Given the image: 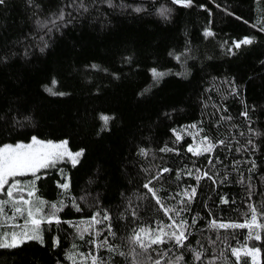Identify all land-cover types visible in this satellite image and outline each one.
Here are the masks:
<instances>
[{
    "label": "trees",
    "instance_id": "1",
    "mask_svg": "<svg viewBox=\"0 0 264 264\" xmlns=\"http://www.w3.org/2000/svg\"><path fill=\"white\" fill-rule=\"evenodd\" d=\"M33 137L83 155L25 177L55 216L0 264H254L246 248L264 264V228L213 226L249 221V205L264 224V0H4L0 148ZM173 220L184 247L130 243Z\"/></svg>",
    "mask_w": 264,
    "mask_h": 264
},
{
    "label": "snow or ice",
    "instance_id": "2",
    "mask_svg": "<svg viewBox=\"0 0 264 264\" xmlns=\"http://www.w3.org/2000/svg\"><path fill=\"white\" fill-rule=\"evenodd\" d=\"M31 2V0H29ZM110 2V0H109ZM174 3H180L184 6H188L191 3V0H173ZM4 0H0V4H3ZM136 11H141V9L137 8ZM167 9L161 10V15H166ZM64 19V11L63 9L60 11L58 17L53 19L51 23L53 26L56 25L57 20L62 21ZM206 35H211L210 32H207ZM243 44L251 43V40L245 39L240 43H236L235 47L239 48ZM43 50V49H42ZM178 59V57H177ZM93 68H96V65H92ZM152 75L155 79H159L163 73L156 72L153 70ZM51 91V89H49ZM101 120L104 122L105 126L108 124L111 119L107 115H102ZM191 127H196L192 125ZM177 139H180L179 135ZM206 141H201V144H205ZM223 143V141H221ZM214 145L211 142H207V146L203 148L204 152H210ZM165 149H162V151ZM189 151H194L193 148H189ZM142 154L146 153L143 149H141ZM194 154H200V150L197 149L194 151ZM67 155L72 159L73 164L77 163V157L83 155V151H79L76 153H72L67 148V141H63L59 144H54L52 142H42L35 137L32 138V143L28 145L17 144L15 147L12 145H6L3 148H0V195H6L8 199L0 200V217H4V219H0V229L10 228L11 231H0V247H17L20 243H22L25 239H38L42 240L40 235V225L45 222L52 223V218L55 216V213H52L49 217L40 216L39 213L42 211L44 201L39 200L37 198L36 201L25 199L23 196L24 189L20 187L17 182H13L11 185L7 187L5 190V185H8V180L10 177H16L24 175L27 172H32L35 175L36 171L41 167H46L50 163H54L56 159H59L63 156ZM169 169L165 168L162 170L163 172H168ZM199 179V178H198ZM152 181H149L144 185V187L148 190V192L152 193V196L156 199V203L160 205V207L164 210L165 214L168 215L170 212H175V209H169L163 205L160 198L157 196L156 191L151 188L149 185ZM27 187V186H25ZM62 188L67 189L68 184L65 183L61 185ZM20 195L17 197V194ZM195 189H192V194L194 195ZM28 196H35V189L33 187L29 188ZM185 195H188L187 193ZM15 198V199H14ZM227 202V201H225ZM7 207H11L12 211L15 215L8 216L5 209ZM55 208V205L51 206ZM249 208L252 211V216L249 221L241 224H219L216 225L215 221H213V226H218L220 228L225 227H233L244 229L247 228L249 230V237H253L252 230L254 228H264V224L258 223V216L260 215L257 210L249 205ZM99 213H97V216ZM135 215V213H133ZM176 215H179V212H176ZM21 217L24 219L23 224L15 223L16 219ZM104 220L109 219L108 215L105 213ZM169 219H172V216H169ZM11 222V223H10ZM58 222V221H57ZM94 216L92 218V223H101ZM19 228V231H15V229ZM166 229H172V231H167ZM109 233H111V228H109ZM10 238V239H9ZM254 238L259 240L260 234L257 232L254 234ZM187 236L185 235V224L184 222L177 223L173 220L172 224L164 225L161 224L157 229H150L141 227L138 230H133V234L129 237L130 243L138 246L144 252H147L149 248L154 245H162L169 242H173L176 246L184 247V242L186 241ZM108 246L109 251H115L111 246H109L108 241L105 240L102 244L98 245V247ZM170 250V249H169ZM195 251V250H193ZM240 249L233 248L232 253L239 261L240 258ZM245 253L251 255L253 259H255L256 254L260 251L259 249H244ZM123 255V253H120ZM196 258H200V253H196ZM92 264H97V257L92 256ZM183 257L178 256L176 258L177 262L182 260ZM154 264H161L159 259L155 260Z\"/></svg>",
    "mask_w": 264,
    "mask_h": 264
},
{
    "label": "rangeland",
    "instance_id": "3",
    "mask_svg": "<svg viewBox=\"0 0 264 264\" xmlns=\"http://www.w3.org/2000/svg\"><path fill=\"white\" fill-rule=\"evenodd\" d=\"M42 142H44V141H42ZM32 142H30V143H28V144H31ZM53 143V142H52ZM19 144H23V143H19ZM28 144H24V145H28ZM54 144H59V143H54ZM17 145V144H16ZM13 147H15V145H12ZM67 148H68V150L70 151V152H72L70 149H69V147H68V145H67ZM73 154L74 153H76V152H72ZM79 159H80V157H77V162L79 161ZM66 161H68V162H70V163H72L73 164V162H72V159L70 158V157H68L67 155H65V156H63V157H61V158H59V159H56L55 161H54V163H50V164H48L46 167H41V168H39L37 171H36V173H35V175H37V174H39L40 172H43V171H45V170H49L50 168H54V167H56V166H59L60 164H63L64 162H66ZM76 164V163H75ZM29 176H34L33 174H32V172H27V173H25L24 175H21V176H16V177H10L9 178V180H8V185H5V190L7 189V187L9 186V185H11L13 182H17L19 185H20V187L21 188H23L24 189V191H23V196H24V198L25 199H28V200H33V201H36L37 200V198L39 199V197H37L36 195L34 196V197H29L28 196V190H29V188H31L32 187V185L29 183V182H27L28 180H26V178L25 177H29ZM25 186H27V187H25ZM20 195V193H18L17 194V197ZM6 199H8V197L6 196V195H0V200H6ZM15 199V198H14ZM41 199V198H40ZM39 199V200H40ZM43 200V199H42ZM44 206V205H43ZM43 209V208H42ZM5 211L7 212V214H8V216H12V215H15V213L12 211V209H11V207H7L6 209H5ZM41 213V212H40ZM40 213H39V215H40ZM0 219H4V217H0ZM11 223V222H10ZM15 223H17V224H23L24 223V219L23 218H21V217H18L17 219H16V221H15ZM12 229H10V228H3V229H0V231H4V232H7V231H11ZM20 229L19 228H17V229H15V231H19ZM97 234H98V232H97ZM97 234H96V236H97ZM40 235H41V233H40ZM10 239V238H9ZM29 240H35V239H25L22 243H24V242H26V241H29ZM22 243H20V244H22ZM19 244V245H20ZM0 248H3V247H0ZM6 248H11V247H6ZM254 260V264H260L261 263V258H260V252H258L257 254H256V256H255V259H253Z\"/></svg>",
    "mask_w": 264,
    "mask_h": 264
}]
</instances>
